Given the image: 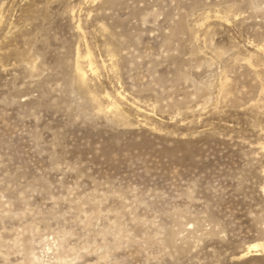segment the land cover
Segmentation results:
<instances>
[{"label":"rangeland","instance_id":"rangeland-1","mask_svg":"<svg viewBox=\"0 0 264 264\" xmlns=\"http://www.w3.org/2000/svg\"><path fill=\"white\" fill-rule=\"evenodd\" d=\"M0 264H264V0H0Z\"/></svg>","mask_w":264,"mask_h":264},{"label":"bare ground","instance_id":"bare-ground-1","mask_svg":"<svg viewBox=\"0 0 264 264\" xmlns=\"http://www.w3.org/2000/svg\"><path fill=\"white\" fill-rule=\"evenodd\" d=\"M90 65H91V69H92L93 71H95V70H94L95 68L93 67V66H94V63H93L92 61H90ZM258 245H261V244H255V246H258Z\"/></svg>","mask_w":264,"mask_h":264}]
</instances>
